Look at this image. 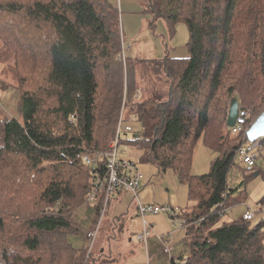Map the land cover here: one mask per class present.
I'll return each instance as SVG.
<instances>
[{
  "label": "trees",
  "instance_id": "trees-1",
  "mask_svg": "<svg viewBox=\"0 0 264 264\" xmlns=\"http://www.w3.org/2000/svg\"><path fill=\"white\" fill-rule=\"evenodd\" d=\"M146 1L149 28L162 20L172 37L186 25V58L127 57L109 0H0L1 75L12 60L19 94L16 117L0 112V264H89L69 239L82 235L78 213L98 170L82 154L110 150L122 106L142 137L118 144L173 171L194 203L179 215L188 254L172 257L171 245L169 264H264L259 225L220 223L242 193L235 197L227 179L246 142L245 132L226 131L227 103L253 107L246 128L264 110V0ZM144 62L164 72L165 100L140 94ZM200 138L219 156L207 174L192 176Z\"/></svg>",
  "mask_w": 264,
  "mask_h": 264
},
{
  "label": "rangeland",
  "instance_id": "rangeland-1",
  "mask_svg": "<svg viewBox=\"0 0 264 264\" xmlns=\"http://www.w3.org/2000/svg\"><path fill=\"white\" fill-rule=\"evenodd\" d=\"M111 4L118 6L119 0H109ZM128 4H124L122 0V14L120 13L121 29L123 33L124 54L130 58H142L143 60H156L168 58H186L188 56L186 43L188 41V31L184 23L175 25V33L171 37L168 34L165 24L162 20L154 22V26L149 28L152 22V16L149 13L139 14L141 10L147 9L146 0H127ZM129 5L130 7H125ZM129 8H133V11ZM132 11V12H131ZM128 27H132L128 30ZM2 43L0 41V48ZM167 50V52H166ZM13 61L6 63V74L1 75L4 65L0 63V112L10 117L17 116V103L19 94L14 89L16 83L11 77L10 66L12 69ZM138 81L139 90L143 91L144 98L167 97L168 82L161 68L157 67L156 74L151 71L152 65L148 62L139 65ZM143 69V73L140 69ZM5 81V88L1 84ZM228 109L230 103H227ZM240 108V107H239ZM253 110V107H247ZM253 112V111H252ZM126 124L132 127V132L127 134L128 141L132 142L135 136L141 135V125L134 114L126 112L124 114ZM226 131L229 128L226 127ZM142 137V136H140ZM124 135H121V139ZM143 150L130 143H121L118 146V157L124 160L132 161L138 168L142 178L140 182L139 201L142 204H154L159 206L177 207L182 211L188 210L193 206V202L188 200L187 188L185 183L181 182L171 170L158 171L157 168L146 158L142 156ZM219 153L210 150L204 146L203 139L200 138L193 152L192 166L190 174L192 176H201L209 172L211 163L218 158ZM236 168L228 174V185L230 189H234L233 195L239 194L238 201L233 206L226 209L224 215L220 219V223L231 221H243L242 215L246 211L253 213V218L248 221L251 226L259 225L262 234V245L264 248V206L259 203L264 195V158L261 156L256 162L255 168L247 170L244 165L236 161ZM258 173L256 176L254 173ZM114 195V194H113ZM112 195V196H113ZM110 197L106 213L103 217L101 228L94 242L92 250L88 253L89 245L85 240L88 232L83 225L91 217V211L84 204L80 207L79 220L82 224V235L79 237H70V241L75 247L83 248L86 251V257L95 260V264H169V257L163 253V242L158 240L161 235H166L168 230L174 231L173 222L169 216L165 214L148 215L146 222L154 227L153 235L146 243V250L143 244L129 241V237L135 233H139L142 228L140 218L132 220L129 226L122 229L121 225H116V217L121 216V205L116 206L114 211V197ZM132 198V196H131ZM131 210L136 208V201L129 199L123 206L128 205ZM132 211H130L131 213ZM181 213L177 214L179 216ZM82 214V218L81 215ZM116 216V217H115ZM99 216L96 217L98 221ZM79 221V222H80ZM95 221V223H97ZM177 222L180 224L181 219ZM94 223V225H95ZM121 228V229H120ZM172 228V229H171ZM173 233L172 242L174 244L171 256L174 257L178 250L176 246L185 249V255L188 254L184 245V232L176 230ZM169 232V231H168ZM165 233V234H163ZM168 234V233H167ZM176 243V245H175ZM101 250L104 255L99 256ZM152 251H155L153 253ZM149 258V261L147 260ZM127 261V263H126Z\"/></svg>",
  "mask_w": 264,
  "mask_h": 264
},
{
  "label": "built area",
  "instance_id": "built-area-1",
  "mask_svg": "<svg viewBox=\"0 0 264 264\" xmlns=\"http://www.w3.org/2000/svg\"><path fill=\"white\" fill-rule=\"evenodd\" d=\"M251 114V109L239 108L234 125L228 127L229 132L234 136L243 132L246 133L248 129L246 128L247 122L251 118ZM131 132L132 127L125 122L122 106L115 139L110 146V150L104 154L96 153L91 155L88 152L82 154V160L85 164L98 167V170L95 169L92 173V178L87 188L85 205H87V207H94L101 202L98 221H96L97 223H95L94 228L85 235V240L89 245L88 253L92 250L101 228L109 199L116 191L128 192L132 195L133 200L136 201L137 215L142 221L141 231L134 235V241L137 243L146 244L153 233L152 226L148 224L145 219L148 215L167 214L174 217L181 213V210L177 207L142 204L139 201L138 192L140 190V180L142 176L132 161L120 159L118 157V143L121 140V135H124L123 139H127V134ZM259 140L260 139L254 142H248L246 140V142L236 150L241 164L245 167L253 168L259 157L262 156L264 158V143H261ZM102 159H104L102 164L103 168L99 170L101 166L99 164ZM252 218L253 213L250 211H246L242 215V219L245 222L250 221ZM175 225L181 228L182 222L180 224L176 222ZM158 240L163 242V253L169 254L172 245L170 234L158 237Z\"/></svg>",
  "mask_w": 264,
  "mask_h": 264
},
{
  "label": "crops",
  "instance_id": "crops-1",
  "mask_svg": "<svg viewBox=\"0 0 264 264\" xmlns=\"http://www.w3.org/2000/svg\"><path fill=\"white\" fill-rule=\"evenodd\" d=\"M132 0H130V2H131ZM123 3L124 4H128L127 3V0H123ZM118 6L120 7V8H118V10H119V16H120V13L122 14V0H119V2H118ZM126 8L127 7H130L129 5H126L125 6ZM130 10H132L133 11V8H129ZM131 11V12H132ZM139 14H143L144 13V9L143 10H141L140 12H138ZM121 17V16H120ZM131 28L132 27H128L127 29L128 30H131ZM167 51V50H166ZM135 58H137V57H135ZM142 59V58H141ZM140 94L142 95L143 94V91H140ZM140 182H141V180H140ZM141 185V184H140ZM187 188V187H186ZM140 190H141V188H140ZM140 190H139V192H138V194L140 193ZM131 194L130 193H128V192H123V191H116V192H114V195L112 196V197H114V207H113V209H114V211H115V209H116V206H118L119 204L121 205V207H122V209H121V216H119V217H116V221H118V223L116 224V225H121V227H122V229H124L126 226H129V224H130V222L132 221V220H134V218L135 219H137V218H139L138 217V215H137V211H136V208H134V210L132 209L131 210V207L129 206V204L128 205H126V207H124L123 206V203L125 202H127L129 199H133V197L131 198ZM138 197H139V195H138ZM88 208V207H87ZM90 211H91V217L89 218V220L86 222V223H84V220L83 219H81L83 222V225L85 226V228H86V230L87 231H90V230H92L93 228H94V223H95V221H96V217L94 216V213H93V210H94V207H89L88 208ZM181 210V209H180ZM130 211H132L131 213H130ZM165 215H167V214H165ZM81 216V218L83 217L82 216V214L80 215ZM167 216H169L170 217V219L172 220V222H173V228H174V231H173V229L170 231V230H168L167 231V233L168 234H170V236H171V240H172V237L174 236L173 235V233L175 234V229L176 230H179V231H182V232H184V242H185V237H186V232H185V228L184 227H181V228H179L178 226H176L175 225V223L177 222V220H178V218H179V216H170V215H167ZM151 226H153V225H151ZM121 229V228H120ZM142 229V228H141ZM152 229H154V227L152 228ZM155 230V229H154ZM141 231V230H140ZM155 232H156V230H155ZM153 233H154V231H153ZM153 233L151 234V236L153 235ZM157 233V232H156ZM166 233V235H168ZM135 234H137V233H135ZM135 234H133V235H131L132 237H129V241H134V235ZM163 234H165V233H163ZM150 236V237H151ZM161 236H165V235H161ZM161 236H159V237H161ZM149 237V238H150ZM148 241V240H147ZM135 242V241H134ZM137 243V242H136ZM147 243V242H146ZM141 244H143V243H141ZM144 245V247H145V250H146V244H143ZM175 245H176V243H175ZM172 246H174V244H173V242H172ZM178 247L179 246H176V249L178 250V253L174 256L175 258H179V257H181L182 255H184L185 253H184V251H185V249L184 248H180V249H178ZM172 249H173V247H172ZM173 251V250H172ZM153 253H155V251H152ZM99 253V256H103L104 255V250H101L100 252H98ZM95 260L96 259H93V260H91L92 262H93V264H95ZM147 260L149 261V258L147 257ZM91 262H89V264H90ZM126 263H127V261H126ZM148 264H149V262H148Z\"/></svg>",
  "mask_w": 264,
  "mask_h": 264
},
{
  "label": "water",
  "instance_id": "water-1",
  "mask_svg": "<svg viewBox=\"0 0 264 264\" xmlns=\"http://www.w3.org/2000/svg\"><path fill=\"white\" fill-rule=\"evenodd\" d=\"M239 109V104L236 98H232L230 101L227 119L225 125L227 127H232L235 123L237 113ZM246 140L248 142H254L258 139L264 138V110L255 118L253 123L248 127L246 133ZM258 173H254L256 176Z\"/></svg>",
  "mask_w": 264,
  "mask_h": 264
}]
</instances>
